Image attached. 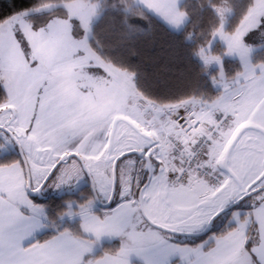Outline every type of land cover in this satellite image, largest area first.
Instances as JSON below:
<instances>
[{
  "label": "snow or ice",
  "instance_id": "1",
  "mask_svg": "<svg viewBox=\"0 0 264 264\" xmlns=\"http://www.w3.org/2000/svg\"><path fill=\"white\" fill-rule=\"evenodd\" d=\"M120 4L130 28L143 9L173 27L188 17L180 0ZM101 7L102 0H38L0 19V156L20 153L0 163V264H264V62H254L257 46L245 39L257 30L264 38V0H250L231 30L233 7L210 6L219 23L197 55L205 72L218 66V95L156 102L139 93L119 119L66 95L60 76L75 58L67 42L91 46ZM36 15H46L43 26ZM225 55L241 62L234 74L225 72ZM87 68L106 71L91 61ZM85 177L92 195L66 201L57 220L30 197ZM246 198L250 209L233 211L224 231L198 244L177 240L206 231ZM97 201L116 206L98 215ZM65 217H79L78 230L64 226ZM45 229L53 235L37 239ZM104 236L120 246L91 256Z\"/></svg>",
  "mask_w": 264,
  "mask_h": 264
},
{
  "label": "trees",
  "instance_id": "2",
  "mask_svg": "<svg viewBox=\"0 0 264 264\" xmlns=\"http://www.w3.org/2000/svg\"><path fill=\"white\" fill-rule=\"evenodd\" d=\"M38 0H0V19L36 4ZM250 0H183L181 7L187 13L188 22L180 32L172 31L164 22L143 9V15L131 17L128 27L124 23L125 12L120 0H102V13L93 24L91 46L103 59L112 63L122 71L135 75L138 91L156 102H175L181 98L195 97L206 99L219 94L211 81V76L217 69L207 67L197 55L198 49L208 38V34L219 23L210 6L233 7V11L226 17V28L231 30L239 21L242 10ZM115 6V7H113ZM62 15V13H56ZM34 23L43 26L46 15L33 16ZM247 36L246 42L259 47L264 40H253ZM264 62V50L254 54V62ZM239 63L231 59L224 62L226 74H234L239 70ZM4 89L0 86V99L4 96ZM18 156V155H17ZM17 159L15 153L0 157V163ZM90 186L84 187L79 200L86 198ZM38 204L48 205L47 215L50 220H57L58 213L65 210V202L78 199L77 195H64L47 199L31 197ZM244 203V202H243ZM243 203L233 211H248L242 208ZM115 205V202L112 206ZM228 214V213H227ZM73 230H78L77 223H66ZM231 226V225H230ZM229 226V227H230ZM226 229L223 225L219 229H212L209 235L220 233ZM44 234L42 237L50 235ZM208 235V236H209ZM202 238H186L179 242L198 244ZM119 243L106 244L95 256L102 255L105 250L118 248Z\"/></svg>",
  "mask_w": 264,
  "mask_h": 264
},
{
  "label": "rangeland",
  "instance_id": "3",
  "mask_svg": "<svg viewBox=\"0 0 264 264\" xmlns=\"http://www.w3.org/2000/svg\"><path fill=\"white\" fill-rule=\"evenodd\" d=\"M145 10L147 11V9ZM101 13H102V9L100 8L98 12V16L93 20V24L100 18ZM91 36H92V32L90 34V38ZM250 38L258 41L262 39L264 40V38L260 37L259 30L254 32ZM61 43H64V41L62 40ZM66 46H67L68 55L71 57H75L74 59L71 60V62L63 66L62 71L60 73L63 89L66 95L80 99L81 102L87 106L89 111L97 114L111 113L114 119L120 118L121 112L124 110L125 106H127V110L129 111L134 110V103H133L134 97L141 92L138 91L135 80L131 81L128 79L130 73L120 70L119 68L115 67L112 63L103 59L98 53H96L92 49V46L89 47L87 45H77L71 41H68ZM212 47L213 50L215 51V54H220L224 50L225 44L223 41L217 38L213 42ZM79 50H82V54L77 55V51ZM262 50H264V47H258V48L255 47L254 51L251 53L253 60H254V54ZM229 59L238 62L240 66L239 69L241 68V62L239 58L236 56L225 55L223 57V65L224 62ZM90 61L97 65H100L101 67H104L106 71L101 72L98 68H93V69L87 68V65ZM208 67L215 68L218 70V66L215 63L209 65ZM214 87L217 91H220L216 86ZM193 107L199 108V105H194V106L189 105V110H192ZM10 153H15L17 159H20L18 149H15L7 154ZM87 186H90V182L88 178L85 177L84 180L77 186H71V187L65 186L61 189L46 187L42 191V199L61 197L64 195H77L78 199L73 201H79V198L82 197L79 196V194L80 195L82 194L81 190ZM86 195L88 196L92 195L90 189H88ZM100 202L105 203L103 201ZM35 203L38 204L37 202ZM38 205L45 206V212L47 214L48 205L46 204H38ZM245 207H249V208L251 207V205L248 203V199L242 205V208ZM66 208H67V204L65 202V209ZM99 208H100V204L96 202L93 210ZM230 215L228 213L221 216L214 223L212 229H219L223 225H225L226 228L229 227L227 226V224ZM67 219L69 218L68 217L64 218L63 222L65 224L67 223L66 221ZM76 221L77 219L74 220V222ZM177 238L182 241L186 239L185 237H177Z\"/></svg>",
  "mask_w": 264,
  "mask_h": 264
},
{
  "label": "crops",
  "instance_id": "4",
  "mask_svg": "<svg viewBox=\"0 0 264 264\" xmlns=\"http://www.w3.org/2000/svg\"><path fill=\"white\" fill-rule=\"evenodd\" d=\"M182 2H183V0H180V6L182 5ZM147 11H149V10H147ZM150 13H152L154 16H156L158 19H160L162 22H164L172 31H174V32H180V31H182L183 30V28L186 26V24H187V22H188V18H187V20L185 21V23L182 25V26H180V27H173V26H170L167 22H165L161 17H159L158 15H156L154 12H151V11H149ZM116 206V204L114 205V206H112V208H114ZM111 209V208H110ZM96 214H98V215H102L103 214V212L105 211V210H102L101 208H99V209H96V210H93ZM239 212H241L242 214L244 213V212H246V211H239ZM75 219H77V221L76 222H74V220ZM230 220H231V215H230V217H229V221H228V224H227V226H230ZM68 223H70V224H73V223H77V226H79V217H73V218H71V219H67L66 220ZM64 223V222H63ZM65 224V223H64ZM51 232V234L50 235H48V236H46V237H42L44 234H46V233H50ZM51 235H53V230L52 229H45V230H43L42 232H39L37 235H36V238L37 239H40V240H43V239H45V238H48V237H50ZM113 243H119L120 244V239L118 238V237H109V236H104V237H102L101 239H100V241L94 246V248H93V251H92V253H90V255L91 256H95V254L97 253V252H99L101 249H102V247L104 246V245H106V244H113ZM133 259H136V258H133ZM137 264H139V261L137 260Z\"/></svg>",
  "mask_w": 264,
  "mask_h": 264
},
{
  "label": "water",
  "instance_id": "5",
  "mask_svg": "<svg viewBox=\"0 0 264 264\" xmlns=\"http://www.w3.org/2000/svg\"><path fill=\"white\" fill-rule=\"evenodd\" d=\"M18 149V148H17ZM18 153H19V149H18ZM19 155H20V153H19ZM89 180V179H88ZM89 182H90V180H89ZM43 191V190H42ZM42 191L40 192V193H30V197H33V198H38V199H42ZM247 200V198L244 200V201H241V202H239L238 204H235V205H232V206H230V208L227 210V212L226 213H222L220 216H218L213 222H212V224H211V226L206 230V231H204V232H201V233H198V234H194V235H192V236H184V235H180V236H178V237H185V238H202V237H206V236H208L209 235V233L211 232V230H212V227H213V225H214V223L221 217V216H223V215H225V214H227V213H229V212H231L234 208H236L237 206H239V205H241L243 202H245ZM99 204H100V208L102 209V210H107V209H110V208H112V205H113V203H102V202H100V201H97Z\"/></svg>",
  "mask_w": 264,
  "mask_h": 264
}]
</instances>
